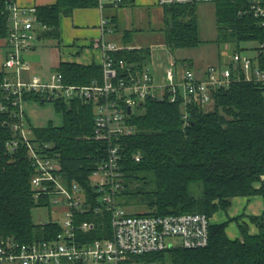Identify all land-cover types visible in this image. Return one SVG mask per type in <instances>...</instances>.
I'll return each instance as SVG.
<instances>
[{
  "label": "trees",
  "instance_id": "obj_1",
  "mask_svg": "<svg viewBox=\"0 0 264 264\" xmlns=\"http://www.w3.org/2000/svg\"><path fill=\"white\" fill-rule=\"evenodd\" d=\"M252 0H214L217 41L233 43L235 49L244 41H264V26L246 12ZM7 2L0 0V38L8 35ZM98 0H56L37 6L38 19L47 26L39 33L45 38L60 37L62 16H71L76 8L96 7ZM198 4H170L165 9L164 41L172 48L200 45ZM116 28V25H115ZM128 31L124 33L126 36ZM132 65L144 68L150 58L148 47L129 48L115 53ZM264 58V55L260 56ZM264 60V59H262ZM68 84L88 85L102 81L103 69L97 63L62 61L57 69ZM147 97L129 116L136 129L122 138V167L125 187L119 195L124 206L144 205L145 214H179L202 212L212 216L228 212L235 197L250 198L264 194V87L244 77L229 87L213 93V108L197 104L184 105L183 96L170 100ZM42 102L38 93L27 100ZM55 109L63 113L61 125L48 123L34 128L32 140L52 142L58 153L63 177L79 181L89 188V176L104 156L105 144L92 138L95 111L92 102L80 98L54 100ZM187 118H184V115ZM7 113L0 111V236H14L19 241L47 238L59 230L56 225L35 223L32 210L31 177L34 174L25 147L9 153L5 142L16 136ZM140 154V160L135 155ZM90 215H79L78 221ZM258 230L250 232L249 221H237L240 236L231 237L228 218L210 226L206 247L168 248L131 257L143 264H264V213L250 214ZM101 228L89 238L109 233L108 216H98Z\"/></svg>",
  "mask_w": 264,
  "mask_h": 264
},
{
  "label": "built area",
  "instance_id": "obj_2",
  "mask_svg": "<svg viewBox=\"0 0 264 264\" xmlns=\"http://www.w3.org/2000/svg\"><path fill=\"white\" fill-rule=\"evenodd\" d=\"M7 10L8 51L0 62V111L7 113L8 124L16 132L5 144L9 153L25 147L34 174L31 177L33 199L36 206L53 208L54 216L48 222L59 230L47 238L19 241L14 236H0V264H124L131 257L165 251L173 247L195 249L206 247L210 241L211 216L202 212L179 214H145L130 212L119 203V195L125 187L122 167V138L130 136L136 127L129 116L147 98L164 99L168 92L174 102L178 92L184 105L197 104L206 107L214 103L213 93L218 88L229 87L242 77L260 82L264 87V41L257 40L256 54H243L242 48L230 53L228 65L210 68L207 75L198 78L193 70H187L183 80H174V68L166 70V84H158L149 66L134 71L132 65L116 52L133 48L106 39L115 31L112 19L104 12L126 5L127 0H98L103 11L100 20V37L93 46L100 50L103 69L102 81L91 84H68L60 71L50 79L30 72L31 63L23 54L33 50L46 29L38 19L37 6H22L15 0H5ZM214 0H157L161 6L170 4H199ZM246 12L252 13L264 26V0H252ZM161 88V89H160ZM181 88L183 90H181ZM38 93L42 102L80 98L95 106L92 138L105 144L104 156L94 166L89 176V188L79 181L63 177L60 156L52 152V142L32 140L34 128L25 114L27 96ZM131 113H129V110ZM187 118V115H184ZM140 160L141 155H135ZM89 218L78 221L79 215ZM98 216H108L110 230L103 237L89 238L95 228H101Z\"/></svg>",
  "mask_w": 264,
  "mask_h": 264
},
{
  "label": "crops",
  "instance_id": "obj_3",
  "mask_svg": "<svg viewBox=\"0 0 264 264\" xmlns=\"http://www.w3.org/2000/svg\"><path fill=\"white\" fill-rule=\"evenodd\" d=\"M15 1L22 6H41L42 4H53L56 2V0ZM104 13L116 25L114 33L105 35L106 39L117 41L127 47L149 48L150 58L146 66L150 67L154 80L158 84H166L169 82L166 78V70L170 67L174 68V80L181 83L183 75L188 69L193 70L198 78H203L207 75V71L210 68L228 65L230 53L228 59L222 62V49H220L217 41L216 10L214 21L207 19L206 16H201L203 17L201 18L198 15L199 36H201L200 45L172 49L164 41V28L166 25L164 22V9L163 6L157 3V0H127L125 6L114 10L107 9ZM102 15L103 11L96 6L76 8L72 11L71 16H62L60 22V37L58 39L45 38L48 40L54 39L55 45L48 42L39 48V43H42V39L40 42H37L33 50L24 53L30 56L36 52H40L43 55L46 50L48 55L45 64L43 63L39 67L29 62L31 63V68L30 72H26V77H30L31 74L36 73L44 81L48 80L52 73L58 71L57 69L62 61H76L85 65L97 63L100 65L102 54H100V50L93 46V43L101 34L99 25ZM127 31L128 34L125 36L124 33ZM7 51L8 44L6 35L0 38V62L4 59ZM52 104L45 105L44 102L28 99L25 104V114H27V119L30 124L35 127H43L48 123L61 125L63 122V113L57 112L54 103ZM253 197L237 196L233 200V204H236L237 200L239 201L241 199L242 203H245L243 204L244 210L242 212L244 211L246 214L251 213L254 215L263 214L264 207L259 211L246 212V208ZM232 207L226 213L232 212V216H228V218L236 216L237 214L233 212ZM217 213L215 215H219ZM213 217L214 215L211 217L213 223L221 222V217L215 219ZM255 228L254 225H251L250 232H256L258 229L255 230ZM230 236L236 238L240 236V232Z\"/></svg>",
  "mask_w": 264,
  "mask_h": 264
},
{
  "label": "rangeland",
  "instance_id": "obj_4",
  "mask_svg": "<svg viewBox=\"0 0 264 264\" xmlns=\"http://www.w3.org/2000/svg\"><path fill=\"white\" fill-rule=\"evenodd\" d=\"M198 7V15L201 16H206L207 19L214 21L215 18V3L213 2H207V3H199L197 5ZM164 9V8H163ZM164 15H165V9H164ZM203 18V17H201ZM207 21V20H206ZM53 43L55 45L54 39H44L42 41V43H39V48L43 47L44 44L46 43ZM219 43V42H218ZM220 49H222V62L226 61L228 59V55L229 53H231L234 50V44L232 43H219ZM256 46V42L255 41H244L243 43L240 44V48H242V53L253 56L256 54V50L255 47ZM23 57L25 58V60H27L28 62H32L34 63V65L36 67H39V65H42L43 63L45 64V61H47L48 59V55H47V51L45 50L44 54L42 55V53L40 52H36L33 55H26L24 54ZM181 90H183L181 88ZM46 104H52V102L50 101H46ZM53 107V104H52ZM213 107L212 105L207 106V108H211ZM206 108V107H205ZM61 116V115H60ZM253 199L252 201L248 204V207L246 208V212H255V211H259L261 210V208L264 207V194H256L253 195ZM244 201V200H243ZM245 203H242V200L240 199L239 201L237 200L236 204H233L232 210L233 212L237 213L236 216L230 217V218H234L237 219L236 221H249L248 216H250V214H246L244 211L242 212V210H244V205ZM126 208L128 210H130V212H145L147 209L145 208L144 205H129L126 206ZM53 208H49L47 206H36L34 207V209L32 210V214H33V221L37 224V223H43V222H48L51 220V218L54 216V212H53ZM242 212V213H239ZM219 215H214V219L215 218H219L221 217V222L226 220L228 218V216H232V212L230 211L228 214H226V212L222 211V212H218ZM217 213V214H218ZM212 215V216H213ZM211 216V217H212ZM236 221H232L231 224L228 226L227 231L228 234L233 235L236 234L237 232H239V229L237 227V222ZM250 231H251V225H254L256 228L255 230H257V226L255 225L254 222H250ZM124 264H128L127 262H125ZM130 264H143L141 262H136V261H132V263ZM155 264V263H153ZM165 264H169V261L167 260V262H165Z\"/></svg>",
  "mask_w": 264,
  "mask_h": 264
},
{
  "label": "water",
  "instance_id": "obj_5",
  "mask_svg": "<svg viewBox=\"0 0 264 264\" xmlns=\"http://www.w3.org/2000/svg\"><path fill=\"white\" fill-rule=\"evenodd\" d=\"M129 110V113H131V110L130 109H128Z\"/></svg>",
  "mask_w": 264,
  "mask_h": 264
}]
</instances>
